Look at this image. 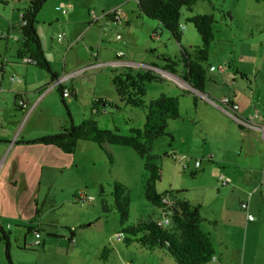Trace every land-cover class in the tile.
Masks as SVG:
<instances>
[{"label": "crops", "instance_id": "0c3cea01", "mask_svg": "<svg viewBox=\"0 0 264 264\" xmlns=\"http://www.w3.org/2000/svg\"><path fill=\"white\" fill-rule=\"evenodd\" d=\"M234 2L246 3L244 10H227L232 16L229 33L234 38L232 45L235 58L228 60L221 57L212 61L213 63H208L206 67L208 76L203 92L196 91L183 79L184 69L178 72L174 67V74L164 71V66L160 70L164 78L173 81L186 93L185 98L189 97L193 100V106L189 111L190 128L179 126L178 130L170 131L168 124L167 136L174 142L177 139V142L169 144L170 156L182 154L175 152H187L190 157L186 156L187 160L181 162L184 166L187 165L188 169L192 162V173L196 174L199 170L195 168L194 161L201 160V173L203 172L204 175L211 173L213 183H217L219 174L230 179L228 186L219 187L221 189L217 191L219 195L226 197L225 203L206 205L204 208V203L193 205L187 201L192 206L200 207L202 219L200 228L209 237L214 250L215 260L208 264H264V139L258 132L242 127L231 117L230 109L221 102L223 98H229L238 105L237 114L240 117L256 125L264 126V10H253L256 7L254 0H234ZM203 15H210V13ZM66 19L68 20L69 17ZM86 22L87 27H81L79 35L60 33L64 34L65 38L62 42L56 41L63 44L62 46L67 45L69 51L65 52L67 58L63 59L60 51L62 48L53 50L36 29L44 56L56 79L20 61L17 58L19 44L11 49L9 42L15 39L19 43L21 39L13 38L10 29L5 31L4 38L1 36L3 32H0V37L7 43L4 46L3 55L0 53L2 74L0 81V224L8 235V239L12 233L6 232L4 221L7 218L24 222L35 220L37 199L43 180L54 173L58 174L66 168L73 167L76 163L74 154H65L56 147L19 143L58 133L70 127L67 116L60 113L55 103L53 104L55 92L58 90V87L53 86L54 82H60L59 86L71 91V96L64 98L65 100L75 99L76 101L82 96L77 88L78 78L93 79L96 73L105 67L113 71V75L109 77L111 84L114 75L123 73L134 75L132 66L135 64L126 61L125 56L118 59V53L113 61L128 62L129 65L93 69L98 71L90 76H85L90 70L77 74L83 68L102 63L101 51L103 52L106 46H112L103 40L104 37L109 36L108 31L111 30L109 26H115L121 30L123 26L129 27L130 24L127 14L123 12L121 24L114 25L110 20H100L97 23ZM67 24L66 27L69 29L74 23L69 21ZM92 32H95L97 36H92ZM246 36L249 39L247 41ZM79 41L84 42L82 55H76L74 59H71V54L80 48L75 46ZM247 45H252L253 49H247L249 47ZM116 46H118L117 42L112 47ZM242 47L246 49V56L243 55ZM95 48L99 51H96L97 56L93 58L92 52H95ZM214 62L218 65L215 66ZM224 64L228 67L225 72L210 71V68L217 69ZM149 70L145 73L157 76ZM18 71L24 74L20 76L14 73ZM176 73L179 77L175 76ZM201 95L206 96L208 100L203 99ZM86 98H89L91 104L99 100L108 102L110 105L104 106L105 109L117 102L115 90L109 95L93 90V93L88 94ZM7 102L13 107L12 105L9 108L6 107ZM74 106L75 104L71 108ZM101 117L102 115L95 118L99 128L114 130L113 125L107 127L105 119ZM71 119L73 124H77L88 119V115L85 114L81 118L72 116ZM188 138H191L190 143L187 142ZM186 144L187 148L184 149L181 145ZM210 156L212 159L207 160ZM244 202L248 203L247 212L240 208ZM203 208L205 211H202ZM248 215L253 216L254 220L248 221ZM40 217L37 219L38 222L36 221L39 225L36 229L39 232L43 226ZM161 217L155 220H160ZM41 245L44 243L41 242ZM114 248L115 253L124 251L130 255L127 261H118V264H176L167 254L149 252L132 244L128 246L117 244Z\"/></svg>", "mask_w": 264, "mask_h": 264}, {"label": "rangeland", "instance_id": "374dc122", "mask_svg": "<svg viewBox=\"0 0 264 264\" xmlns=\"http://www.w3.org/2000/svg\"><path fill=\"white\" fill-rule=\"evenodd\" d=\"M31 1L3 0V3H0V32L5 33L10 29L13 38L21 39L22 13ZM245 4L244 2L237 4L234 0H195L190 10L185 7L181 9L180 43H177L157 21L140 15L136 0H47L37 15L36 29L53 50L62 48L60 51L63 59L67 58L65 52L69 51L67 45L62 46L63 44L57 43L58 34L62 32L68 35L69 33L81 34L80 28L87 27L86 21H90L88 12L93 11L97 17H100L103 13L111 12V9L116 8L127 14L130 20L129 27L123 26L120 30L115 26H109L111 28L108 31L109 36L104 37L103 40L112 46L117 42L118 46H106L104 51H101L100 61L102 63L113 61L116 59V53L122 52L126 61L135 64L132 66L134 74H144L150 68L149 71L156 74L158 79L145 83L144 101L147 104L161 95L177 98L179 119L168 123L170 131H176L179 126L190 128L189 111L193 106V100L189 97L185 98L186 93L173 81L164 78L160 70L166 64L165 59L169 58L176 63L175 69L179 72L183 69L181 48L192 54L196 48L201 47V38L193 25L187 21V17L207 13L213 17V41L205 62L207 67L208 63H213L212 61L221 57L228 60L235 58L232 45L234 38L229 33V17L232 16L227 10H244ZM254 6L256 7L253 10H264V3H254ZM65 11L67 14L63 13ZM69 21L74 24L68 29L66 26ZM153 33L157 34L155 39L151 38ZM91 35L97 36L95 32ZM117 35H120L122 40L116 41ZM247 36L246 41L249 40ZM98 37L100 39V33ZM5 44L7 43L0 39L2 55ZM18 44L14 39L9 42V47L14 49ZM75 46L80 48L71 54V59H74L76 55H82L84 42L79 41ZM247 46H249L247 49H253L252 45ZM94 50L99 51L98 48ZM241 50L246 56L245 47ZM9 54L11 55V52ZM214 65L217 66L218 63L214 62ZM101 70H90L85 74L90 76L98 71L93 79L88 80L86 77L77 79V88L82 95L79 100H65L75 118H81L85 114L88 118L91 117L92 104L86 96L91 95L93 90L104 95L112 94L114 91L109 79L113 75L112 69L105 67ZM14 73L20 76L24 74L20 71ZM175 76L179 77L177 73ZM55 95L53 104L55 103L60 113L66 115L59 93L55 92ZM74 104L75 106L71 108ZM11 105L9 102L5 104L8 108ZM51 107L53 109L52 104ZM104 111L106 112L103 113ZM100 115L105 119V125L107 127L113 125V129L120 135H129L131 129H143L145 123L144 109L121 106L117 103H113L112 107H107L93 116L96 118ZM79 123L81 121L77 122ZM190 141L191 138H188L187 142L190 143ZM172 142L174 141L166 135L156 139L152 145L151 155L156 156V164L162 172V177L156 186L157 192L172 191L176 199L190 201L193 205L204 203V208L206 205L225 203L226 197L217 192L221 188L216 182L213 183L211 173L204 175L199 167L195 174L191 172L192 162L189 169L184 168V163L181 161V163L178 162L179 164L174 162L169 151V144ZM181 146L184 149L187 148V144ZM107 147L112 156V163L96 145L81 142L74 153L76 163L73 167L66 168L58 174L54 173L43 180L38 194L37 208L41 212L40 220L43 224L40 229V241L44 245L33 246L34 236L27 233V227L30 224L35 229L39 226L37 220L24 222L7 218L4 221L6 232L12 233L9 239V254L13 264H118V261L129 259L130 255L124 251L115 253V245L124 244L117 240V234L122 227L136 225L138 222L150 219L155 220L161 217L162 213L144 197L147 173L144 170L143 160L131 148L116 145ZM175 153L190 157L187 152ZM113 181L124 185L129 195V215L123 226L119 222L111 195ZM100 186L103 188L102 195L99 192ZM82 192L87 197L94 198V201L85 205L78 203L76 197ZM102 205L106 206V213L102 211ZM204 208L202 211H205ZM69 229L75 230L72 242L69 241ZM105 247L112 249V252L108 260L104 262L99 257ZM0 264H7L3 238L0 239Z\"/></svg>", "mask_w": 264, "mask_h": 264}, {"label": "trees", "instance_id": "16d2710c", "mask_svg": "<svg viewBox=\"0 0 264 264\" xmlns=\"http://www.w3.org/2000/svg\"><path fill=\"white\" fill-rule=\"evenodd\" d=\"M137 9L143 17L157 21L180 43L182 31L180 29L181 9H191L195 0H136ZM256 3H264V0H254ZM47 0H32L23 10L21 41L17 51V58L22 61L24 58L35 61L34 66L38 70L48 73L53 79L56 75L52 72L50 64L46 60L40 38L36 31L37 15ZM3 3V0H0ZM229 20L231 18L229 17ZM201 38L202 45L196 48L192 54L181 48V62L183 64V79L196 91L203 92L208 70L205 62L209 56V48L213 41L212 25L214 23L211 15H194L187 19ZM6 34L1 33L2 38ZM0 37V39H2ZM166 64L163 70L174 74L176 63L171 59H165ZM31 65V64H28ZM33 66V65H31ZM239 74V73H238ZM157 76L151 73L130 74L123 73L112 77V86L117 97V105L145 110V123L143 129H131L129 135H120L117 130L100 129L94 114L104 110L108 102L96 101L92 104L91 117L79 124H73L72 116L65 99L62 96L63 88L58 87L57 92L65 108L66 116L70 121V127L58 133L39 137L34 140L20 141V144L53 146L65 154L72 155L80 142H88L96 145L103 151L112 163V156L108 145H116L131 148L142 160L147 178L144 183V197L155 207L163 211H169L170 223L167 226H160L157 220H146L136 225L122 227L119 234L123 236L124 245H135L140 249L167 254L174 259L176 264H208L212 261L214 250L209 237L200 228L201 216L200 207L192 206L184 200L175 198L173 192L158 193L157 183L162 177V172L156 164V156L151 155L154 141L167 135L169 121L179 118V101L175 97L161 95L149 101H144L146 89L145 83L156 81ZM100 194L103 188L100 186ZM111 195L114 200V208L119 216V222L123 226L129 215V195L124 185L113 181ZM172 199V207L168 208L163 202L164 197ZM103 212H107L105 205H102ZM41 216L40 210L35 211L34 219ZM39 231L31 225L27 227V233ZM69 241L72 242L75 230L69 229ZM0 235L5 243V258L7 264H13L9 254L10 243L8 235L0 224ZM112 249L104 248L100 254L101 261H107Z\"/></svg>", "mask_w": 264, "mask_h": 264}, {"label": "built area", "instance_id": "2783aa9c", "mask_svg": "<svg viewBox=\"0 0 264 264\" xmlns=\"http://www.w3.org/2000/svg\"><path fill=\"white\" fill-rule=\"evenodd\" d=\"M64 14L66 13L63 12ZM121 15H122V12L119 11V10H112L111 12H107V13H103L100 17H97L96 14L91 11L89 13V16H90V23H97L99 22L100 20L101 21H104V20H110V22H112L114 25H117V24H121ZM180 29H182V27H180ZM3 37H5V35H3ZM65 38V35L64 34H59L57 36V41L58 42H62ZM152 39H155L156 38V34H153L151 36ZM117 40H122V37L120 35H117L116 37ZM92 56L93 58H96L97 54L96 52H92ZM124 55L122 54V52H119L117 54V58L120 59L122 58ZM22 62L24 64H31L33 66L36 65V62L35 61H30V59L28 58H24L22 60ZM122 65H129L128 62H123V61H112L108 64H95V65H92V66H89V67H86V68H83L82 70L78 71L77 74H82L88 70H93V69H99V68H103L104 66H110V67H118V66H122ZM228 69L227 65L224 64V65H221L219 66L217 69H215L214 67L210 68V71H219V72H225L226 70ZM2 80V74L0 72V81ZM12 80H14V78H12ZM59 83L60 82H54L53 86L54 87H59ZM62 96L63 98H68L71 96V91L69 89H63L62 91ZM201 97L205 100H208V98L204 95H201ZM221 102L230 109V115L231 117L236 120L242 127L246 128V129H250V130H254L256 132H258L259 134H261L262 138L264 139V126H260V125H256L254 124L253 122L251 121H248V120H245L243 119L242 117H240L238 114H237V110H238V105L235 104L234 102H232V100H230L229 98H223L221 100ZM22 106L25 107V105L23 103H21ZM172 159L174 161H186L187 160V157L182 155V156H178L176 154H173L172 156ZM212 157H208L207 160H211ZM194 166L196 169H198L200 166H201V160H195L194 161ZM184 168H187V165L184 166ZM217 184L220 186V187H224V186H228L230 184V179L225 177L224 175L222 174H219L217 176ZM76 201L82 205H85L87 203H91L94 201V198H91V197H87L83 192L78 194L77 197H76ZM163 202L165 203V205L170 208L172 207V199L171 197L169 196H166L164 197L163 199ZM240 208L242 211L244 212H247L248 211V203L247 202H244L240 205ZM162 211V217L160 220H158V224L160 226H167L169 225L170 223V219H169V215H170V212L169 211ZM254 218L253 216L251 215H248V221H253ZM32 235L34 236V241H33V246L35 247H38L41 245V241H40V232L39 231H36V232H33ZM117 240L118 241H122L123 240V236L121 234H117ZM212 260H215L214 257H212Z\"/></svg>", "mask_w": 264, "mask_h": 264}, {"label": "water", "instance_id": "95a60500", "mask_svg": "<svg viewBox=\"0 0 264 264\" xmlns=\"http://www.w3.org/2000/svg\"><path fill=\"white\" fill-rule=\"evenodd\" d=\"M109 106V105H108Z\"/></svg>", "mask_w": 264, "mask_h": 264}]
</instances>
